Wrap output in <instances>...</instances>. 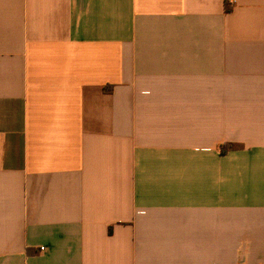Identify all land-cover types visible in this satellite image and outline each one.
I'll list each match as a JSON object with an SVG mask.
<instances>
[{"label":"crops","instance_id":"1","mask_svg":"<svg viewBox=\"0 0 264 264\" xmlns=\"http://www.w3.org/2000/svg\"><path fill=\"white\" fill-rule=\"evenodd\" d=\"M0 264H264V0H0Z\"/></svg>","mask_w":264,"mask_h":264}]
</instances>
